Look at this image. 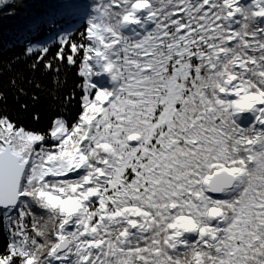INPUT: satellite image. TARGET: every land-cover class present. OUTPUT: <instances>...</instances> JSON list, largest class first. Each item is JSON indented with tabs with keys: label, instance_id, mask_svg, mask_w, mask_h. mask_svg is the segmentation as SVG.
Segmentation results:
<instances>
[{
	"label": "snow or ice",
	"instance_id": "1",
	"mask_svg": "<svg viewBox=\"0 0 264 264\" xmlns=\"http://www.w3.org/2000/svg\"><path fill=\"white\" fill-rule=\"evenodd\" d=\"M57 15L83 30H29L5 62L18 93L81 82L45 128L0 111V264H264V0Z\"/></svg>",
	"mask_w": 264,
	"mask_h": 264
},
{
	"label": "trees",
	"instance_id": "2",
	"mask_svg": "<svg viewBox=\"0 0 264 264\" xmlns=\"http://www.w3.org/2000/svg\"><path fill=\"white\" fill-rule=\"evenodd\" d=\"M13 5L15 15L8 13L0 6V111H7L12 117L20 120L23 124L42 129L45 128L50 118L63 108L64 98L76 92L79 96L77 85L80 78L76 68H68L55 73H31L25 72L29 78L28 83L23 84V93H18L16 88L9 83L12 72L8 70L5 62L19 52L24 35L29 30L33 33L32 38H46L50 34L64 29L83 30L85 16L57 15L63 5L73 3L90 7L92 0H8ZM22 5V6H20ZM56 48H52L55 52ZM72 111L77 110L76 101L73 102ZM22 105L26 107L22 108ZM39 117L38 120L34 117ZM7 241V235L0 226V248Z\"/></svg>",
	"mask_w": 264,
	"mask_h": 264
}]
</instances>
